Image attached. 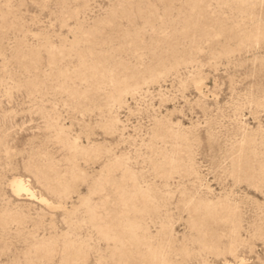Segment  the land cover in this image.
Returning a JSON list of instances; mask_svg holds the SVG:
<instances>
[{
    "label": "rangeland",
    "instance_id": "obj_1",
    "mask_svg": "<svg viewBox=\"0 0 264 264\" xmlns=\"http://www.w3.org/2000/svg\"><path fill=\"white\" fill-rule=\"evenodd\" d=\"M0 264H264V0H0Z\"/></svg>",
    "mask_w": 264,
    "mask_h": 264
},
{
    "label": "bare ground",
    "instance_id": "obj_2",
    "mask_svg": "<svg viewBox=\"0 0 264 264\" xmlns=\"http://www.w3.org/2000/svg\"><path fill=\"white\" fill-rule=\"evenodd\" d=\"M16 189L17 190H21V191H28L29 189L24 185V183L20 180L17 184H16Z\"/></svg>",
    "mask_w": 264,
    "mask_h": 264
}]
</instances>
